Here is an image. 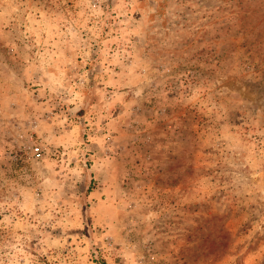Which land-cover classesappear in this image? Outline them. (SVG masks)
<instances>
[{"label":"rangeland","instance_id":"374dc122","mask_svg":"<svg viewBox=\"0 0 264 264\" xmlns=\"http://www.w3.org/2000/svg\"><path fill=\"white\" fill-rule=\"evenodd\" d=\"M0 264H264V0H0Z\"/></svg>","mask_w":264,"mask_h":264}]
</instances>
